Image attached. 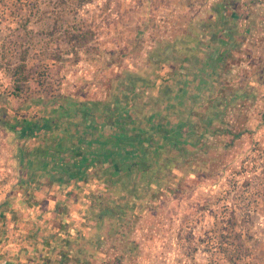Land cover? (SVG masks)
<instances>
[{
  "label": "rangeland",
  "instance_id": "374dc122",
  "mask_svg": "<svg viewBox=\"0 0 264 264\" xmlns=\"http://www.w3.org/2000/svg\"><path fill=\"white\" fill-rule=\"evenodd\" d=\"M205 2L0 0V91L16 107L39 94L114 101L133 88L138 100L164 96L167 105L178 92L170 70L155 64L156 83L142 91L128 78L151 65L149 54L171 43L168 35L199 17ZM248 2L231 28L242 38L227 61L226 88L213 93L228 107L208 123L206 98L171 99L162 114L175 124L188 118V126L200 118L193 126L200 142L185 155L167 149L159 169L147 157L152 168L141 182L122 176L110 186L114 214L92 218L101 227L88 249L93 264H264V0ZM237 90L243 97L230 99Z\"/></svg>",
  "mask_w": 264,
  "mask_h": 264
},
{
  "label": "crops",
  "instance_id": "0c3cea01",
  "mask_svg": "<svg viewBox=\"0 0 264 264\" xmlns=\"http://www.w3.org/2000/svg\"><path fill=\"white\" fill-rule=\"evenodd\" d=\"M248 1L206 0L198 20L194 16L177 36L168 35L171 43L150 51L151 65L133 71L129 81L141 91L145 83L155 85L152 68L161 64L176 79L178 92L172 100L214 97L216 87L228 81L221 69L229 52L226 44L241 40L242 34L231 28L250 7ZM192 23L203 25L191 32ZM137 92L133 88L132 95L114 101H85L74 93L46 99L39 94L29 103L17 101L16 107L10 93L0 91V264H93L88 249L101 233V227H92L99 223L93 215L101 219L114 214L106 203L112 201L110 186L128 176L123 172L128 163L137 170L148 167L144 155L124 160V150L140 151L139 136L162 142L172 130L188 133L191 141L199 138L192 135L188 118L175 124L170 113L162 114L170 109L171 99L167 105L164 96L157 102L140 101ZM32 106L35 115H27ZM199 123L200 118L193 124ZM122 133L135 138V147L119 146L116 138ZM184 144L182 148L192 143ZM157 145H165V152L171 149L164 141ZM142 146L150 152V144ZM148 157L154 158L150 153Z\"/></svg>",
  "mask_w": 264,
  "mask_h": 264
},
{
  "label": "trees",
  "instance_id": "16d2710c",
  "mask_svg": "<svg viewBox=\"0 0 264 264\" xmlns=\"http://www.w3.org/2000/svg\"><path fill=\"white\" fill-rule=\"evenodd\" d=\"M237 8H239V7H236L235 9H237ZM200 25H203V24H198L197 23V26L196 27H198V26H200ZM250 27H247V29H249ZM196 28H192V30H191V32H194V30H195ZM190 30V29H189ZM233 35H235V34H233ZM233 35L231 36V37H233ZM235 37V36H234ZM233 37V38H234ZM239 39H237V40H234V39H231V41H230V44L229 43H227L226 44V46L228 47V51L229 52H227V55H226V59H223V62H224V69H223V67L221 68L222 69V72H224V73H226V69L225 68H227V61H228V58L235 52V51H237L236 50V44L237 43H239ZM226 87H225V85L224 86H221V88H220V91L222 92L224 89H225ZM243 96L240 94V92H239V90H237V92H235L233 95H232V97H230V99H232V100H235V99H238V98H242ZM220 98H222V96L221 95H218V96H216V97H206V99H207V101H209L210 102V104H209V107H208V109L210 110V112H212L210 115H208L209 116V120H208V123H211V121H213L214 119H217V117H221V114L223 113V112H221V111H223L222 110V104H223V106H225V104H226V101L225 100H220ZM226 98V97H225ZM188 130V129H187ZM190 130H192V135H194L195 134V130H194V128L192 127V125L190 126ZM188 132V131H187ZM224 132H228V133H231V131L230 130H225ZM183 135H185V137L183 136ZM187 135H189L188 133H184L183 132V134H181L179 131H171L168 135H163L162 136V142L164 141V142H166V146H169L171 149H173V148H178L179 149V151L180 152H182L184 155L185 154H187V153H189V151L186 149V148H182V145L185 143L186 144V142L187 141H190L191 143H193L194 145L195 144H197V143H199L200 142V136H199V138H197V140H193V141H191V138L189 139H187ZM184 137V138H183ZM139 139L137 140V143H138V146H140L139 147V149H140V151H137V149H135V150H124V153H123V159L124 160H129V159H135V158H137V156H141V155H144V157L142 158V161H144V159H147V157H148V155H149V153L151 154V155H153L154 156V158H156V168H161V167H159V163L161 162V161H163V159H162V154L165 152V151H163V149H164V147H165V145H160V146H156V143H158V144H160V143H162L161 141L159 142H154V141H152V138L153 137H148V138H146V137H143V136H139L138 137ZM181 138H183L182 140H181ZM235 138H237V136L235 135ZM117 139V142L118 143H120V145L119 146H121V148H124V147H135V145L133 144L132 145V142H133V140H135V138L133 137V136H131V135H129V133L128 134H125V133H122L121 135H120V137H117L116 138ZM180 139V140H179ZM184 139H186V141L184 142L183 140ZM143 142H147L148 144H150V148L151 149H149L150 150V152L149 151H147L146 149H145V147H143L142 146V143ZM167 142H169V143H167ZM184 144V145H185ZM187 145H185V147H186ZM203 146V145H202ZM123 152V151H122ZM121 152V153H122ZM139 158V157H138ZM140 160H141V157H140ZM139 160V161H140ZM145 162V161H144ZM138 163H141V161L140 162H138ZM164 163V162H163ZM136 164V163H135ZM142 164H144V163H142ZM164 165H166V164H164ZM133 167H135V166H132L131 165V163L128 165V167H124V169H123V172L125 173V174H128V176L127 177H131L132 179H131V181H130V183L129 184H131V182H132V180H136V179H138V177H139V181L141 182V180L144 178L143 177V175H144V173H150V170H151V168H152V165H150L149 167H143L142 169H136V168H133ZM163 167H165V166H163ZM118 171V170H117ZM119 172V171H118ZM120 172H121V170H120ZM157 172V169L156 170H154V171H152V177L147 181L148 183H152V182H154L153 181V178L155 177V173ZM141 173V175H142V178L140 179V177H141V175H139ZM124 178H125V176H124ZM156 179V178H155ZM125 180V179H124ZM115 183H119V182H121L122 183V179H120V181H119V179H118V182L117 181H114ZM125 186V185H124ZM125 188H128V185H126L125 186ZM131 192H133V191H131Z\"/></svg>",
  "mask_w": 264,
  "mask_h": 264
}]
</instances>
